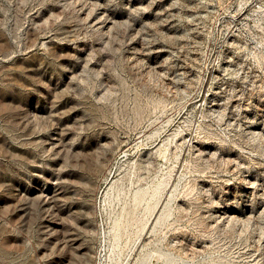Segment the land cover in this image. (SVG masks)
Wrapping results in <instances>:
<instances>
[{
    "label": "rangeland",
    "instance_id": "rangeland-1",
    "mask_svg": "<svg viewBox=\"0 0 264 264\" xmlns=\"http://www.w3.org/2000/svg\"><path fill=\"white\" fill-rule=\"evenodd\" d=\"M0 264H264V0H0Z\"/></svg>",
    "mask_w": 264,
    "mask_h": 264
}]
</instances>
